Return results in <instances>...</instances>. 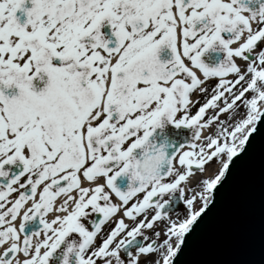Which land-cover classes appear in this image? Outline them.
<instances>
[{
  "label": "snow or ice",
  "instance_id": "6c2138e0",
  "mask_svg": "<svg viewBox=\"0 0 264 264\" xmlns=\"http://www.w3.org/2000/svg\"><path fill=\"white\" fill-rule=\"evenodd\" d=\"M262 115L264 0H0V264H173Z\"/></svg>",
  "mask_w": 264,
  "mask_h": 264
},
{
  "label": "water",
  "instance_id": "95a60500",
  "mask_svg": "<svg viewBox=\"0 0 264 264\" xmlns=\"http://www.w3.org/2000/svg\"><path fill=\"white\" fill-rule=\"evenodd\" d=\"M173 264H264V115Z\"/></svg>",
  "mask_w": 264,
  "mask_h": 264
},
{
  "label": "flooded vegetation",
  "instance_id": "af4514ba",
  "mask_svg": "<svg viewBox=\"0 0 264 264\" xmlns=\"http://www.w3.org/2000/svg\"><path fill=\"white\" fill-rule=\"evenodd\" d=\"M179 134L175 137L177 140L183 142V136L189 135L186 130H176Z\"/></svg>",
  "mask_w": 264,
  "mask_h": 264
},
{
  "label": "bare ground",
  "instance_id": "6f19581e",
  "mask_svg": "<svg viewBox=\"0 0 264 264\" xmlns=\"http://www.w3.org/2000/svg\"><path fill=\"white\" fill-rule=\"evenodd\" d=\"M248 127H251V125H248ZM245 131H247V129H245ZM217 172H218V169H217ZM209 174H211V172H210V171H207V172H206V176L209 175ZM198 209H199V207L197 208V210H198Z\"/></svg>",
  "mask_w": 264,
  "mask_h": 264
},
{
  "label": "rangeland",
  "instance_id": "374dc122",
  "mask_svg": "<svg viewBox=\"0 0 264 264\" xmlns=\"http://www.w3.org/2000/svg\"><path fill=\"white\" fill-rule=\"evenodd\" d=\"M213 167H217V166H213ZM210 169H211V168H210ZM210 169H209V170H210ZM210 172L212 173V169L210 170ZM161 238H162V237H161Z\"/></svg>",
  "mask_w": 264,
  "mask_h": 264
}]
</instances>
